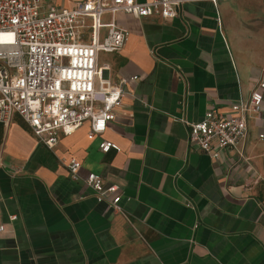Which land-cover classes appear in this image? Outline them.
<instances>
[{
    "label": "crops",
    "instance_id": "crops-1",
    "mask_svg": "<svg viewBox=\"0 0 264 264\" xmlns=\"http://www.w3.org/2000/svg\"><path fill=\"white\" fill-rule=\"evenodd\" d=\"M116 23L126 43L98 64L127 94L102 134L85 123L49 150L18 116L0 126V264H264V101L218 160L187 143L183 124L229 115L264 83V0H191L171 20ZM103 141L120 151L101 152ZM91 173L119 188L123 213L96 201Z\"/></svg>",
    "mask_w": 264,
    "mask_h": 264
},
{
    "label": "built area",
    "instance_id": "built-area-1",
    "mask_svg": "<svg viewBox=\"0 0 264 264\" xmlns=\"http://www.w3.org/2000/svg\"><path fill=\"white\" fill-rule=\"evenodd\" d=\"M188 1L84 0L71 9L43 10L41 0H0V126H9L18 116L49 150L85 123L89 136L102 134L127 94V81L111 83L105 75L108 67L98 64L100 54L117 53L126 43L128 32L117 25L116 16L171 20ZM106 15L109 22L103 20ZM263 90L264 83L256 82L248 99L233 104L229 115L209 110L199 122L183 121L187 143L212 160L238 147L247 138L248 118L263 113ZM99 149L120 151L109 141L101 142ZM80 168L77 159H69L72 180H81ZM82 181L98 203H107L114 214L123 213L116 185L105 186L93 173Z\"/></svg>",
    "mask_w": 264,
    "mask_h": 264
},
{
    "label": "trees",
    "instance_id": "trees-1",
    "mask_svg": "<svg viewBox=\"0 0 264 264\" xmlns=\"http://www.w3.org/2000/svg\"><path fill=\"white\" fill-rule=\"evenodd\" d=\"M1 138H2V128L0 127V143H1Z\"/></svg>",
    "mask_w": 264,
    "mask_h": 264
},
{
    "label": "rangeland",
    "instance_id": "rangeland-1",
    "mask_svg": "<svg viewBox=\"0 0 264 264\" xmlns=\"http://www.w3.org/2000/svg\"><path fill=\"white\" fill-rule=\"evenodd\" d=\"M101 59L104 60V56H103V55L101 56ZM258 186H259V185H258Z\"/></svg>",
    "mask_w": 264,
    "mask_h": 264
}]
</instances>
